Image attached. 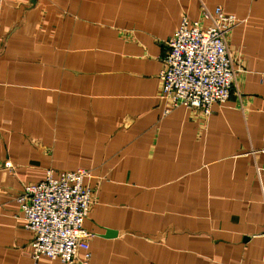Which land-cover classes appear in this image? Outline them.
Instances as JSON below:
<instances>
[{
    "label": "crops",
    "instance_id": "0c3cea01",
    "mask_svg": "<svg viewBox=\"0 0 264 264\" xmlns=\"http://www.w3.org/2000/svg\"><path fill=\"white\" fill-rule=\"evenodd\" d=\"M218 5L230 96L164 113L167 40ZM47 169L87 171L86 264H264V0H0V264H67L16 201Z\"/></svg>",
    "mask_w": 264,
    "mask_h": 264
},
{
    "label": "built area",
    "instance_id": "2783aa9c",
    "mask_svg": "<svg viewBox=\"0 0 264 264\" xmlns=\"http://www.w3.org/2000/svg\"><path fill=\"white\" fill-rule=\"evenodd\" d=\"M237 25L232 14L221 6L201 9L200 19L182 15L167 40V52L158 73L160 97L168 102L164 109L183 106L211 113L215 103L230 96L239 71L225 41ZM85 169L62 171L47 169L45 177L23 184L16 201L25 228L33 233L31 256H45L67 264H86L90 257L89 240L93 234L83 226L92 205L91 189L83 184ZM83 251V259L78 252Z\"/></svg>",
    "mask_w": 264,
    "mask_h": 264
},
{
    "label": "water",
    "instance_id": "95a60500",
    "mask_svg": "<svg viewBox=\"0 0 264 264\" xmlns=\"http://www.w3.org/2000/svg\"><path fill=\"white\" fill-rule=\"evenodd\" d=\"M32 2H34V0H32Z\"/></svg>",
    "mask_w": 264,
    "mask_h": 264
}]
</instances>
